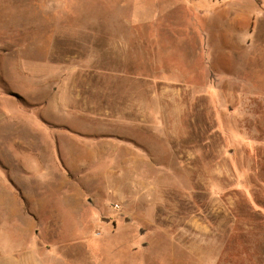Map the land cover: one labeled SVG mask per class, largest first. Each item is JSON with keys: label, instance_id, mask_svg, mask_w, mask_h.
Listing matches in <instances>:
<instances>
[{"label": "rangeland", "instance_id": "rangeland-1", "mask_svg": "<svg viewBox=\"0 0 264 264\" xmlns=\"http://www.w3.org/2000/svg\"><path fill=\"white\" fill-rule=\"evenodd\" d=\"M75 2L0 0V263L264 264V0H171L164 69Z\"/></svg>", "mask_w": 264, "mask_h": 264}, {"label": "crops", "instance_id": "crops-1", "mask_svg": "<svg viewBox=\"0 0 264 264\" xmlns=\"http://www.w3.org/2000/svg\"><path fill=\"white\" fill-rule=\"evenodd\" d=\"M59 1L60 0H53V3L58 4ZM75 1V4L78 2L80 5H88L92 3L88 2V0L87 2L85 0ZM176 8H178V5L171 4V0H149V6L147 8L148 12L147 14H143L144 12H141V0H101L102 28L100 35L105 38H115L114 41H111L112 43L110 46L114 47L112 51L119 53L121 52V45L127 46L131 43L129 40L125 41L124 39L131 36L130 30L142 20L149 21L154 30V34H152V48L150 49L149 54L150 67L155 69H164L165 64L172 63L168 60V56L173 53L171 47L172 41L169 40V37L171 36L170 34L173 30V11ZM84 9L86 11V8ZM144 10L147 11L146 8ZM161 29L165 30L164 34L161 33ZM108 44L109 43H107V45ZM131 46L133 45L131 44ZM181 52L182 50L180 48L178 53L181 55ZM178 63L173 65V68H181V61ZM111 67L119 66L113 65ZM126 258L131 259V262L140 260L138 255H118L117 258L113 260L118 261L116 264H124L123 261ZM4 264L7 263L5 262ZM21 264L47 263L44 257L39 254H25Z\"/></svg>", "mask_w": 264, "mask_h": 264}, {"label": "water", "instance_id": "water-1", "mask_svg": "<svg viewBox=\"0 0 264 264\" xmlns=\"http://www.w3.org/2000/svg\"><path fill=\"white\" fill-rule=\"evenodd\" d=\"M16 96H18L17 94H15Z\"/></svg>", "mask_w": 264, "mask_h": 264}]
</instances>
